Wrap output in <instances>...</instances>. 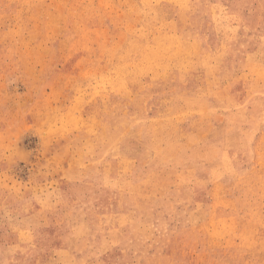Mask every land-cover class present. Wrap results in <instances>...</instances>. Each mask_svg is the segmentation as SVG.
Listing matches in <instances>:
<instances>
[{
	"label": "rangeland",
	"instance_id": "374dc122",
	"mask_svg": "<svg viewBox=\"0 0 264 264\" xmlns=\"http://www.w3.org/2000/svg\"><path fill=\"white\" fill-rule=\"evenodd\" d=\"M0 264H264V0H0Z\"/></svg>",
	"mask_w": 264,
	"mask_h": 264
}]
</instances>
